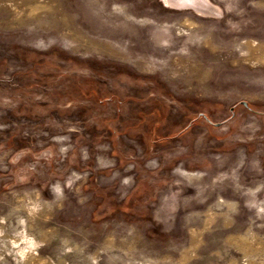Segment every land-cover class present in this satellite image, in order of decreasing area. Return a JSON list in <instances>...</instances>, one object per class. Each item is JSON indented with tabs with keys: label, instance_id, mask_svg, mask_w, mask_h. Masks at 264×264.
I'll list each match as a JSON object with an SVG mask.
<instances>
[{
	"label": "rangeland",
	"instance_id": "1",
	"mask_svg": "<svg viewBox=\"0 0 264 264\" xmlns=\"http://www.w3.org/2000/svg\"><path fill=\"white\" fill-rule=\"evenodd\" d=\"M220 1L236 13L237 22L239 18L248 21L230 25L226 36L217 28L211 35L214 23L199 19L195 22L188 14L169 17L136 12L132 0H108L104 10H99L102 0H0V124L5 122L6 108H21L24 119L20 123L8 122L5 128L16 130L26 124V128L33 129L29 124L35 114H28V110H34L47 100L49 93L64 85L57 83L58 88L54 89L48 79V88L19 89L26 92L27 104L8 105L10 98L5 95L18 89L8 82L23 83L37 74L43 75L36 71L39 67L30 76L26 73L33 66L32 59L38 61L45 55L54 61L71 57L97 62L100 68L95 71L110 77L117 73L114 68L151 76L176 100L173 114L193 108L184 103L187 98L220 100L228 106L239 100L264 103V38L255 39L244 33L258 12L264 11V0ZM236 1L242 4L236 5ZM35 5L40 9L30 13ZM90 9L91 13L98 11L96 18H82V12ZM133 26L139 27L138 32L128 33ZM164 29L173 34L169 47L161 46L155 39ZM206 36L216 41L211 44L205 41ZM229 38L227 42L219 40ZM246 41L262 45L260 52H241L238 46ZM140 43L139 50H134L137 47L133 46ZM227 73L239 76L219 83V78ZM112 81L115 87L119 86L117 79L112 77ZM74 116L77 118L75 114L62 118L58 128L53 126L51 133H42L40 138L50 134L63 154L77 137L67 130ZM249 118L243 120L241 138L250 139L261 133L260 123ZM196 135L200 138L196 139ZM203 135V129L195 131L191 158L182 159L163 172L169 182L155 191L156 199L148 204L145 220L120 215L115 220L98 218L94 223L87 213L74 220L79 210L90 207L92 191L81 185L86 177L109 183L118 195L136 183L141 171L132 164L126 167L128 170L113 166L117 158L110 153V144L88 134L86 144L75 146L79 147L80 161L84 164L90 160L91 167L89 171L71 170L66 174L65 179L72 182L69 194H64L61 180L52 184L47 195L34 187L11 189L0 185V264H18L1 245L4 242L15 250L27 248L29 243L22 240L27 230L34 235L43 232L46 240L39 241L33 251L25 249L34 254L26 256L21 264H264L261 159L257 152H244L243 146L219 152L218 144L206 143L205 137L201 139ZM146 164L150 170L156 166L154 159ZM105 168L108 176H98ZM32 197L33 215L26 210ZM66 198L71 199V204L64 216L61 208ZM191 217L196 219L193 226L187 220ZM14 221L18 224L16 231H12Z\"/></svg>",
	"mask_w": 264,
	"mask_h": 264
},
{
	"label": "flooded vegetation",
	"instance_id": "2",
	"mask_svg": "<svg viewBox=\"0 0 264 264\" xmlns=\"http://www.w3.org/2000/svg\"><path fill=\"white\" fill-rule=\"evenodd\" d=\"M132 1L136 10L146 14L169 17L188 14L195 21L199 19L203 23H214L213 32L215 28L221 29L225 36L229 33L228 27L238 21L236 13L231 12L220 0H208L216 6L215 17L199 15L192 9H170L163 5L162 0ZM235 4L242 3L236 1ZM239 19V24L248 22L246 18ZM248 25L244 33L255 39L264 38V11H259L253 24ZM135 45L141 47V43ZM163 46L169 47L167 44ZM48 57L45 55L38 61L32 59L33 66L26 73L30 76L32 70L39 67L36 71L43 75L37 74L34 78L32 76L31 81L26 80L23 83L13 80L8 82L13 83V87H18L5 95L10 98V106L27 104L26 92H20L19 89L33 90L35 87L48 88L51 85L57 89V83L64 85L60 90L49 93L47 100L37 104L34 110H28V114L31 115L32 111L35 114L29 124L33 125V129L26 128V124L16 130L6 129V123H20L25 117L21 108H6L5 122L3 120L0 124L1 188L34 187L47 195L50 194L52 184L61 180L64 194H69L72 182L65 179L66 174L71 170L89 171L91 167L90 160L84 164L80 161L79 147L75 146L86 144L87 134L94 140L110 144V153H115L117 158L113 166H117L119 170H128L126 167L132 164L139 166L141 171L135 179L136 183L118 195L111 190L109 183H98L95 177H86L81 185L84 190L90 188L92 191L90 207L88 205V208L79 210L74 220H80L83 213H87L94 223H97L98 218L115 220L120 215L127 219L135 217L145 220L149 215L148 204L156 199L155 191L169 182L163 172L178 161L191 158L190 145L195 139V131L202 129L205 136H201V139L205 137L206 143H217V151H233L234 147L243 146L246 153L257 152L261 159L260 170L264 167V103L239 100L228 106L220 100L187 98L184 103L192 104L193 108L183 111L180 109V113L173 114L176 100L164 85L151 76L114 68L117 73L112 77L119 83L115 87L112 77L95 71L100 68L97 62L71 57L54 61ZM48 79L51 80V85L48 84ZM18 96L21 99H16ZM74 114L77 118L74 116L73 124L67 130L73 131L77 137L75 143L65 147L61 154L53 144L50 134L42 138L40 136L42 133H51V128L57 126L62 118H72ZM248 117L260 123L261 128L258 131L261 133L245 139L239 136L243 120ZM46 120L49 121L48 124ZM88 122L91 124L88 125ZM43 127L45 128L42 129ZM59 129L57 133L61 132ZM198 137L200 138L196 135V139ZM137 145L139 149H136ZM152 159L156 166L150 170L146 163ZM108 173L109 170L105 168L97 174L106 178ZM70 204L69 198L63 201V215ZM66 217L70 219L69 215Z\"/></svg>",
	"mask_w": 264,
	"mask_h": 264
},
{
	"label": "bare ground",
	"instance_id": "3",
	"mask_svg": "<svg viewBox=\"0 0 264 264\" xmlns=\"http://www.w3.org/2000/svg\"><path fill=\"white\" fill-rule=\"evenodd\" d=\"M108 3V0H102L101 2V5L99 6V10H104L106 4ZM38 9H40V6H33L31 9H30V13H33V12H36ZM136 10V9H135ZM139 11V9H137ZM91 9L87 12V13H84L82 12V18L86 17H90L92 18L93 20L96 18V11L95 13H91ZM136 11V12H138ZM195 21V20H194ZM196 22V21H195ZM138 29L139 27L137 26H133L131 29H128V33H136L138 32ZM126 33V32H125ZM126 33V34H128ZM210 34H212L214 36V32L213 31H210L209 32ZM171 34V31L169 32L168 29H164V30H160L158 32L157 35H155V39H156V42L158 44H160L161 46H163V44H167V45H170L171 44V40L170 38L172 36H170ZM172 35V34H171ZM195 37V36H192V38ZM210 37V36H209ZM208 36L205 37V41H208L209 40V43H214V40L216 41V38H213V39H210ZM231 38L227 39V40H222V39H219L221 41H224V42H227L229 41ZM134 47H137V49H134V50H139L138 48V45H135ZM261 47L262 45L258 44V42H254V41H246V42H243L241 43V45L238 46L239 50L241 52H244V53H249V54H257L260 52L261 50ZM164 50V49H162ZM202 54V53H201ZM148 59V58H147ZM149 61V59H148ZM183 63V62H182ZM184 64V63H183ZM239 75H232V73H227L226 75H223L222 77H220L219 79V83H222V81H225L226 79H231V77H238ZM35 190V189H33ZM231 205V204H230ZM34 207H35V198L32 197L31 200L29 202L26 203V210L28 209V213L32 214L34 213ZM188 223L191 224L192 226L195 225L196 223V219L191 217V218H188ZM19 223V222H18ZM177 226V224H176ZM18 229V224L16 223V221L13 222V225H12V231H16ZM154 230H157V229H154ZM176 231H178V228H176ZM173 233V232H171ZM159 234H162V235H166L165 233H159ZM22 240L25 242L27 241L29 244L27 245V248H20V249H17L15 250L14 248H11L10 249L8 248L7 244L6 243H2L1 247L2 249L7 252L8 254H12L13 255V258L17 261L18 264H21L24 260V258L26 256H29V255H33L34 253L32 252H26L25 249L27 250H31L33 251L36 246H37V243L39 241H45L46 240V237H45V234L42 232L34 235L32 234L31 232H29L28 230L25 232V235L23 236ZM29 250V251H30Z\"/></svg>",
	"mask_w": 264,
	"mask_h": 264
},
{
	"label": "water",
	"instance_id": "4",
	"mask_svg": "<svg viewBox=\"0 0 264 264\" xmlns=\"http://www.w3.org/2000/svg\"><path fill=\"white\" fill-rule=\"evenodd\" d=\"M165 7L170 9H192L197 14L208 17H215L216 6L208 0H162Z\"/></svg>",
	"mask_w": 264,
	"mask_h": 264
}]
</instances>
